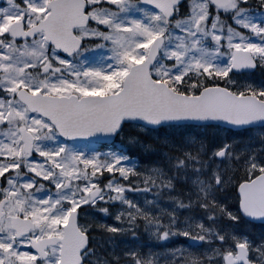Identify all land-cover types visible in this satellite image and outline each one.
Instances as JSON below:
<instances>
[{
	"label": "snow or ice",
	"instance_id": "snow-or-ice-1",
	"mask_svg": "<svg viewBox=\"0 0 264 264\" xmlns=\"http://www.w3.org/2000/svg\"><path fill=\"white\" fill-rule=\"evenodd\" d=\"M0 264H264V0H0Z\"/></svg>",
	"mask_w": 264,
	"mask_h": 264
},
{
	"label": "trees",
	"instance_id": "trees-1",
	"mask_svg": "<svg viewBox=\"0 0 264 264\" xmlns=\"http://www.w3.org/2000/svg\"><path fill=\"white\" fill-rule=\"evenodd\" d=\"M134 152V154H132V155H136V152L135 151H133ZM142 159V158H141Z\"/></svg>",
	"mask_w": 264,
	"mask_h": 264
},
{
	"label": "rangeland",
	"instance_id": "rangeland-1",
	"mask_svg": "<svg viewBox=\"0 0 264 264\" xmlns=\"http://www.w3.org/2000/svg\"><path fill=\"white\" fill-rule=\"evenodd\" d=\"M131 154H134V152H131Z\"/></svg>",
	"mask_w": 264,
	"mask_h": 264
}]
</instances>
